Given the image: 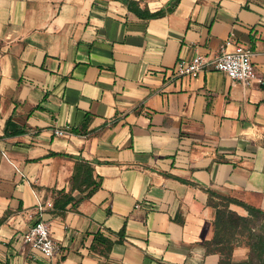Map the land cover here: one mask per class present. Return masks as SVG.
Instances as JSON below:
<instances>
[{
  "label": "crops",
  "instance_id": "obj_1",
  "mask_svg": "<svg viewBox=\"0 0 264 264\" xmlns=\"http://www.w3.org/2000/svg\"><path fill=\"white\" fill-rule=\"evenodd\" d=\"M136 1L164 14L139 18L118 0H0V264H218L203 245L209 192L264 211V85L166 71L216 57L233 36L264 78V0H178L171 11L174 0ZM76 158L99 182L88 196L71 185ZM61 192L73 198L65 209ZM40 218L52 258L22 238ZM98 232L114 242L108 255L91 249ZM246 256L236 246L232 262Z\"/></svg>",
  "mask_w": 264,
  "mask_h": 264
},
{
  "label": "trees",
  "instance_id": "obj_2",
  "mask_svg": "<svg viewBox=\"0 0 264 264\" xmlns=\"http://www.w3.org/2000/svg\"><path fill=\"white\" fill-rule=\"evenodd\" d=\"M122 2L129 12L139 18L149 19L164 14L163 11L150 12L147 7H140L136 0H118ZM168 7L171 11L175 3ZM13 126L11 120L8 121L7 133L18 132L17 129L10 131ZM72 188L84 187L89 189L87 196L99 187V182L93 178V166L85 159L76 158L74 171L71 177ZM62 201L59 203L61 209L73 200L72 196L61 192ZM237 204L245 208L247 215L242 216L231 210L229 205ZM57 205V201L55 202ZM208 205L215 209L214 234L210 240L204 242L206 252L216 253L220 256L218 264H264V211L255 205L247 204L237 198L209 192ZM124 234V228L120 235ZM113 241L102 233L94 235L91 249L103 255H108ZM236 246L247 248L246 259L237 263L232 262V254Z\"/></svg>",
  "mask_w": 264,
  "mask_h": 264
},
{
  "label": "built area",
  "instance_id": "obj_3",
  "mask_svg": "<svg viewBox=\"0 0 264 264\" xmlns=\"http://www.w3.org/2000/svg\"><path fill=\"white\" fill-rule=\"evenodd\" d=\"M254 51L237 41L233 36L226 38L219 47V54L214 58L197 54L190 58L180 57L167 71L172 77L194 78L206 71L216 70L224 73L231 85L240 83L244 86L257 83L264 85V78L256 72ZM55 135L66 136V129H55ZM52 206L51 202L46 204ZM42 209V206L39 205ZM23 241L32 250H37L43 256L52 258L56 253V242L51 234V228L43 219H38L22 235Z\"/></svg>",
  "mask_w": 264,
  "mask_h": 264
}]
</instances>
